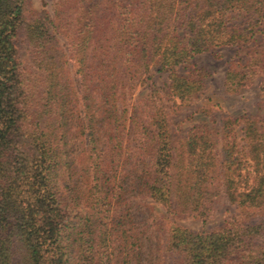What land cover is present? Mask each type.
Returning <instances> with one entry per match:
<instances>
[{
  "label": "trees",
  "instance_id": "trees-1",
  "mask_svg": "<svg viewBox=\"0 0 264 264\" xmlns=\"http://www.w3.org/2000/svg\"><path fill=\"white\" fill-rule=\"evenodd\" d=\"M225 46L228 87L264 89V0H57L52 16L0 0V264H139L158 225L137 220L139 197L165 209L170 264H264V118H243V144L237 118L170 125L168 103L203 88L176 67ZM222 196L239 211L221 227L175 222H205Z\"/></svg>",
  "mask_w": 264,
  "mask_h": 264
},
{
  "label": "rangeland",
  "instance_id": "rangeland-1",
  "mask_svg": "<svg viewBox=\"0 0 264 264\" xmlns=\"http://www.w3.org/2000/svg\"><path fill=\"white\" fill-rule=\"evenodd\" d=\"M57 0H26V8L31 11L44 10L48 15L54 14ZM233 23L245 22L243 17H233ZM60 45L67 51V39L57 35ZM20 60L29 57L28 46L21 35L19 37ZM236 48L225 46L213 52H206L195 56L188 66H178L176 71L182 75H190L199 79L203 88L197 97L188 104L168 103L169 119L174 138L185 136L192 127H205L208 130L217 131L222 134V125L227 119H239L232 127H235L237 140L243 144L242 120L248 116H255V119L264 118V89L261 85L260 76H252L246 84L229 88L226 83V72L235 68ZM157 87L165 88L168 83L166 74L157 73L153 76ZM145 94V86L138 85L134 91L133 98ZM139 213L137 220L149 218L152 215L156 218L158 225L155 230L150 227L151 221H145L144 235L142 237V256L139 264H170L172 256L169 253L159 250L162 243L161 227L166 223L165 209L153 202L148 197L138 198ZM239 208L230 203L224 196L220 197L215 204L212 214L204 222L202 219L192 216H183L175 219V222L192 231L213 230L224 225L226 218L237 213ZM160 224V228H159ZM143 227V226H142ZM158 228V229H157Z\"/></svg>",
  "mask_w": 264,
  "mask_h": 264
}]
</instances>
